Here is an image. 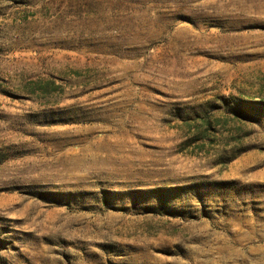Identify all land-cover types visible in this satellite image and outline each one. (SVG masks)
<instances>
[{
	"label": "rangeland",
	"instance_id": "rangeland-1",
	"mask_svg": "<svg viewBox=\"0 0 264 264\" xmlns=\"http://www.w3.org/2000/svg\"><path fill=\"white\" fill-rule=\"evenodd\" d=\"M0 264H264V0H0Z\"/></svg>",
	"mask_w": 264,
	"mask_h": 264
}]
</instances>
